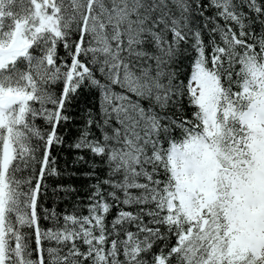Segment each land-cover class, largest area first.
<instances>
[{
  "label": "snow or ice",
  "instance_id": "6c2138e0",
  "mask_svg": "<svg viewBox=\"0 0 264 264\" xmlns=\"http://www.w3.org/2000/svg\"><path fill=\"white\" fill-rule=\"evenodd\" d=\"M0 264H264V0H0Z\"/></svg>",
  "mask_w": 264,
  "mask_h": 264
}]
</instances>
